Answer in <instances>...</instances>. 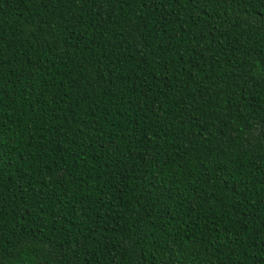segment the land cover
<instances>
[{"label":"trees","instance_id":"16d2710c","mask_svg":"<svg viewBox=\"0 0 264 264\" xmlns=\"http://www.w3.org/2000/svg\"><path fill=\"white\" fill-rule=\"evenodd\" d=\"M0 264H264V0H0Z\"/></svg>","mask_w":264,"mask_h":264}]
</instances>
